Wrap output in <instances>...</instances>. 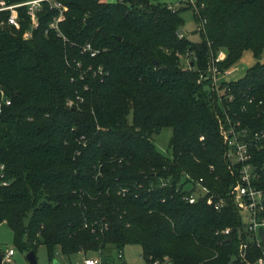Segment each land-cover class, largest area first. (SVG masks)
Returning <instances> with one entry per match:
<instances>
[{
	"label": "trees",
	"instance_id": "16d2710c",
	"mask_svg": "<svg viewBox=\"0 0 264 264\" xmlns=\"http://www.w3.org/2000/svg\"><path fill=\"white\" fill-rule=\"evenodd\" d=\"M61 1L67 40L48 29L58 10L47 3L28 40L29 16L16 28L0 12V224L20 250L43 245L50 262L131 244L147 264L241 262L249 239L219 118L226 110L251 133L264 124V61L218 85L211 71L219 78L247 50L261 57L264 0ZM187 8L200 41L179 37ZM87 42L106 50L92 57ZM164 128L173 131L166 153L154 142ZM253 151L263 159L264 146ZM186 174L210 188L196 203L177 190ZM211 196L224 199L221 210ZM261 255L249 242L248 260Z\"/></svg>",
	"mask_w": 264,
	"mask_h": 264
},
{
	"label": "built area",
	"instance_id": "2783aa9c",
	"mask_svg": "<svg viewBox=\"0 0 264 264\" xmlns=\"http://www.w3.org/2000/svg\"><path fill=\"white\" fill-rule=\"evenodd\" d=\"M192 2V1H191ZM48 4L51 9L58 10V13L53 16L48 24V29L55 30L58 36L64 40L67 37L61 29V23L66 20V12L68 6L61 0H23L12 2L11 0H0V12L9 11L8 22L16 28H20L22 13L29 16L30 26L24 32L23 37L30 39L33 36L34 29L39 26V14L43 11L45 4ZM183 31L179 33V37H183ZM106 48H97L91 42H87L82 46V52L89 53L90 56L96 57L101 51ZM218 59V57H217ZM219 60V59H218ZM213 66V82L218 85V74ZM103 69L100 67L96 75H102ZM205 78V75H202ZM218 89V88H217ZM224 88L218 90V97L222 98ZM229 101H233V96H228ZM10 104V100H6ZM71 103V102H70ZM69 103V104H70ZM220 120V131L224 142L229 147L228 156L235 164L239 174V181L233 186L232 192L236 195L240 213L242 216L243 229L241 234H246L249 240L240 243L241 262L233 260L230 264H264V238L261 232H264V157L259 159L253 151L254 147L260 148L264 146V124L251 133V128L246 126L241 118L230 115L224 111V118ZM259 163V164H257ZM204 179H196L195 177L186 174L182 179L185 182L183 186H178L177 190L182 193L183 199L189 203H196L201 197L210 193V188L203 183ZM164 185H170L171 178L162 180ZM210 203L214 202L215 209L221 210L224 206V199H215L213 196L208 198ZM232 231L231 227L223 230H218L217 233L229 235ZM249 242H255L258 248L261 249L262 255L254 263L250 262L246 257ZM15 254L14 249H10L5 255H2L3 262H12V256ZM123 251H119L118 257L123 258ZM73 264H105L101 254L83 255L82 260L76 261ZM120 264H126L121 262ZM153 264H160V261H155Z\"/></svg>",
	"mask_w": 264,
	"mask_h": 264
},
{
	"label": "rangeland",
	"instance_id": "374dc122",
	"mask_svg": "<svg viewBox=\"0 0 264 264\" xmlns=\"http://www.w3.org/2000/svg\"><path fill=\"white\" fill-rule=\"evenodd\" d=\"M157 2L166 3L178 7L181 1H192L195 0H155ZM182 17L184 19V25L182 31L186 37L194 41H200L202 39L201 27L202 24L198 22L195 11L193 8H187L182 11ZM227 57L226 51H220L218 59L223 60ZM264 61V51L260 58H257L251 50L244 52L242 57L231 65L223 74L219 75L218 82H230L242 78L248 69L252 67L257 61ZM219 88L218 90H220ZM172 128H164L158 134L154 136V142L159 151L166 153L170 138L172 136ZM15 250V254L12 256V262H3L1 264H30L27 259L28 251L20 250L14 244V234L11 227L7 223L0 224V256L5 255L10 249ZM123 258L118 257L119 251L114 249L112 252L102 254V259L105 264H120L125 262L126 264H147L146 260L142 256V248L139 244L127 245L123 250ZM38 264H54V260L50 262L46 249L41 245L37 250ZM83 258V254L73 255L71 258L57 255V260L61 261L62 264H73L76 261H80Z\"/></svg>",
	"mask_w": 264,
	"mask_h": 264
},
{
	"label": "water",
	"instance_id": "95a60500",
	"mask_svg": "<svg viewBox=\"0 0 264 264\" xmlns=\"http://www.w3.org/2000/svg\"><path fill=\"white\" fill-rule=\"evenodd\" d=\"M262 238H264V232H261ZM27 259L29 261L30 264H38V259H37V255L36 252L34 250H31L28 252L27 254ZM3 261V257L0 256V264ZM54 264H62L61 261L54 259Z\"/></svg>",
	"mask_w": 264,
	"mask_h": 264
},
{
	"label": "crops",
	"instance_id": "0c3cea01",
	"mask_svg": "<svg viewBox=\"0 0 264 264\" xmlns=\"http://www.w3.org/2000/svg\"><path fill=\"white\" fill-rule=\"evenodd\" d=\"M111 264H114L113 262H111Z\"/></svg>",
	"mask_w": 264,
	"mask_h": 264
}]
</instances>
